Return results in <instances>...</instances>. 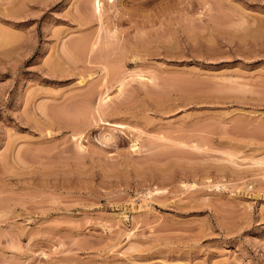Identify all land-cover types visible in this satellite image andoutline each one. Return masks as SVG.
<instances>
[{"label":"rangeland","instance_id":"1","mask_svg":"<svg viewBox=\"0 0 264 264\" xmlns=\"http://www.w3.org/2000/svg\"><path fill=\"white\" fill-rule=\"evenodd\" d=\"M99 2L0 0V264H264V0Z\"/></svg>","mask_w":264,"mask_h":264},{"label":"bare ground","instance_id":"2","mask_svg":"<svg viewBox=\"0 0 264 264\" xmlns=\"http://www.w3.org/2000/svg\"><path fill=\"white\" fill-rule=\"evenodd\" d=\"M96 5H97V9H99V5H100V2H99V0H96ZM99 11V10H98ZM102 99V98H101ZM107 98L105 97V100H106ZM104 100V99H103ZM80 132V131H79Z\"/></svg>","mask_w":264,"mask_h":264}]
</instances>
